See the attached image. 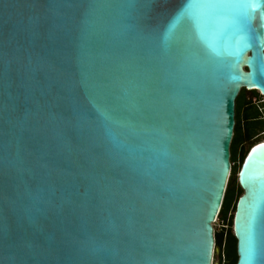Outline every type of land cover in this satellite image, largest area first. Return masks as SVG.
Masks as SVG:
<instances>
[{
  "label": "water",
  "instance_id": "1",
  "mask_svg": "<svg viewBox=\"0 0 264 264\" xmlns=\"http://www.w3.org/2000/svg\"><path fill=\"white\" fill-rule=\"evenodd\" d=\"M185 3L0 0V264H212L264 0ZM240 167L236 264H264V140Z\"/></svg>",
  "mask_w": 264,
  "mask_h": 264
},
{
  "label": "trees",
  "instance_id": "2",
  "mask_svg": "<svg viewBox=\"0 0 264 264\" xmlns=\"http://www.w3.org/2000/svg\"><path fill=\"white\" fill-rule=\"evenodd\" d=\"M244 91L246 93H251L252 95L251 97L248 96V102L242 103L241 97L243 96ZM260 102L261 96L258 92H248L246 90H241L236 100V123L230 146V162L232 164V170L223 204L218 215L219 221L222 222L223 225L228 224L230 228L227 230L221 228L220 231L215 232L214 236L215 247L225 255V264H236L237 262L236 239L233 235L232 224L237 201L243 194V191L238 184L237 172L240 165L237 170V164H239V161L241 163L243 162L245 154L247 153L248 149L242 151L243 146L264 133V120L262 119V112L259 111ZM232 211H234V213L231 215Z\"/></svg>",
  "mask_w": 264,
  "mask_h": 264
},
{
  "label": "snow or ice",
  "instance_id": "3",
  "mask_svg": "<svg viewBox=\"0 0 264 264\" xmlns=\"http://www.w3.org/2000/svg\"><path fill=\"white\" fill-rule=\"evenodd\" d=\"M141 7L144 9L142 23L145 27H151L156 17L163 15L167 10L168 0H140ZM234 0H186L185 5L177 14L176 19L179 20L183 16H188L197 26L202 25L211 17L215 10L223 9L232 4ZM256 3L257 0H252ZM207 10L199 15L194 14L193 8ZM225 22H231L230 18L225 16L222 18ZM247 255L249 258L253 255L251 245H249Z\"/></svg>",
  "mask_w": 264,
  "mask_h": 264
},
{
  "label": "rangeland",
  "instance_id": "4",
  "mask_svg": "<svg viewBox=\"0 0 264 264\" xmlns=\"http://www.w3.org/2000/svg\"><path fill=\"white\" fill-rule=\"evenodd\" d=\"M251 93H246L245 91H244V93H243V96L241 97V102L242 103H245V102H248L247 100H248V96L249 97H251ZM261 104H260V109H262L261 111H262V113L264 114V97H261V102H260ZM264 138V135H259L258 137H256V138H254L252 141H250L249 143H246L244 146H243V150L242 151H246V149H248L249 148V146L250 145H252L253 143H255V142H257V141H260V140H262ZM241 162L239 161V164H237V170H238V167H239V165H241L240 164ZM240 170V169H239ZM238 198V197H237ZM234 213V211H232V213H231V215ZM226 224V223H225ZM221 224H218V223H216V224H214V230H215V232H218V231H220L221 230ZM230 228V226L227 224V225H225V229L224 230H227V229H229ZM216 261V252H215V254H214V262Z\"/></svg>",
  "mask_w": 264,
  "mask_h": 264
},
{
  "label": "built area",
  "instance_id": "5",
  "mask_svg": "<svg viewBox=\"0 0 264 264\" xmlns=\"http://www.w3.org/2000/svg\"><path fill=\"white\" fill-rule=\"evenodd\" d=\"M262 109L259 108V111H261ZM262 119L264 120V114L262 113ZM264 135V133L262 134ZM221 224V228H225V225L222 224V222L219 221V218L217 217L215 224ZM212 264H225V255L223 254L222 251H220L218 248L216 250V261L214 262V256H213V260H212Z\"/></svg>",
  "mask_w": 264,
  "mask_h": 264
},
{
  "label": "flooded vegetation",
  "instance_id": "6",
  "mask_svg": "<svg viewBox=\"0 0 264 264\" xmlns=\"http://www.w3.org/2000/svg\"><path fill=\"white\" fill-rule=\"evenodd\" d=\"M262 140H264V139H262ZM262 140H260V141H262ZM260 141H257V142H255V143H258V142H260ZM255 143H253L252 145H254ZM252 145H250L249 148H250ZM249 148H248V150H249ZM248 150H247V152H248ZM245 155H246V154H245Z\"/></svg>",
  "mask_w": 264,
  "mask_h": 264
},
{
  "label": "bare ground",
  "instance_id": "7",
  "mask_svg": "<svg viewBox=\"0 0 264 264\" xmlns=\"http://www.w3.org/2000/svg\"><path fill=\"white\" fill-rule=\"evenodd\" d=\"M240 169H241V167H240ZM239 172H240V170L238 171V174H239Z\"/></svg>",
  "mask_w": 264,
  "mask_h": 264
}]
</instances>
